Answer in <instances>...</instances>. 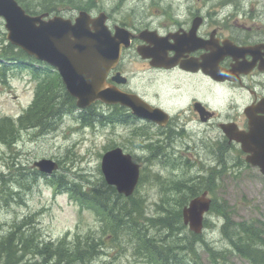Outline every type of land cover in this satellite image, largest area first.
<instances>
[{
  "label": "rangeland",
  "instance_id": "rangeland-1",
  "mask_svg": "<svg viewBox=\"0 0 264 264\" xmlns=\"http://www.w3.org/2000/svg\"><path fill=\"white\" fill-rule=\"evenodd\" d=\"M24 1L30 4L35 14L45 11V3L49 2L47 6L52 8L51 14L72 18L83 9L77 6L88 0H72L70 4L64 1L57 5L55 0ZM99 8L108 14V25L112 26L115 21L114 0H99L96 7L88 11L96 15ZM243 8L254 14H264L262 4H245ZM8 43L4 20L0 18V53L8 49ZM18 50L12 46L7 54L21 58ZM7 64L9 67L5 71L0 70V119L4 117L13 121L11 138L14 141L10 145L0 141V236L7 234L13 223L27 217L33 221L35 226L32 228L37 230L38 237L44 242L57 241L65 235L67 242H72L76 235L104 237L98 254L90 264H152L144 257L145 249H139L142 245L138 244L133 231L117 230L114 241L105 237L108 231H111L109 235L112 234L113 228L108 225L111 223L71 196L67 185L77 184L83 190L92 187L105 190L120 207L124 204L129 206L134 200L143 212L141 224H146L144 218L160 214L162 208H178L183 200L182 209L192 198L187 196L185 187L194 186L198 193L207 190L211 201L225 205L232 224H254L261 229L264 237V176L257 167L245 161V155L238 147L224 149L220 143H204L196 135L191 141L186 138L165 146L157 130L150 125L104 118L96 120L93 111L100 112L97 107L80 113L64 97L62 90L58 98L59 109L62 110L60 117L53 119L47 127L17 129L18 116L27 110L35 93L37 79L30 69L46 70L48 65L31 58L21 63L16 59ZM2 66L3 61L0 60V68ZM47 72L54 75L50 69ZM40 76L47 77L42 71ZM101 109L117 116V107L103 106ZM89 120L91 123H87ZM154 141L159 144L158 151L149 150V146H153L149 143ZM191 142L196 145L187 148L186 144ZM114 146H120L131 154L134 162L140 165L139 182L129 198L116 196V191V195L108 191L109 185L100 169L102 154ZM41 159L56 161L58 170L48 175L39 171L33 163ZM210 174H216L215 186L211 190L204 188ZM177 185L182 186L181 190L174 189ZM223 223L222 217L209 211L200 237L193 241V232L182 222V218L176 233L169 234L160 227H145L143 234L149 243L162 241L171 247L185 241L188 247L180 251L178 264H250L225 237L221 229ZM142 243L145 244L144 237ZM191 243H194L193 248L189 246Z\"/></svg>",
  "mask_w": 264,
  "mask_h": 264
},
{
  "label": "flooded vegetation",
  "instance_id": "flooded-vegetation-1",
  "mask_svg": "<svg viewBox=\"0 0 264 264\" xmlns=\"http://www.w3.org/2000/svg\"><path fill=\"white\" fill-rule=\"evenodd\" d=\"M245 4L264 0H114V24L131 39L107 73V85L155 112L148 120L117 103L121 123L154 127L165 146L196 135L240 148L224 128L246 131L249 115H264V103L257 111L264 100V14L246 11ZM103 106L96 101L89 109L107 113Z\"/></svg>",
  "mask_w": 264,
  "mask_h": 264
},
{
  "label": "water",
  "instance_id": "water-1",
  "mask_svg": "<svg viewBox=\"0 0 264 264\" xmlns=\"http://www.w3.org/2000/svg\"><path fill=\"white\" fill-rule=\"evenodd\" d=\"M47 16L48 13H26L16 0H0V17L4 19L8 42L27 55L55 67L67 92L75 97L77 107L85 108L101 100L107 104L128 105L138 116L154 118L150 111L135 102L134 97L119 93L105 83L107 72L115 65L121 46L129 45L128 31L117 32V26H114L112 33L104 12L91 17L82 10L74 22L58 15ZM113 79L117 81V74ZM263 103L258 110L263 109ZM225 132L230 139L241 143L242 150L247 153L246 161L258 166L264 175V116H250L247 132ZM33 165L45 173H51L58 167L51 159H41ZM100 167L107 184L115 186L119 193L126 196L133 192L139 167L132 162L129 154L123 153L119 147L110 149L102 155ZM210 202L206 192H203L183 207V223L193 232L202 231L204 214Z\"/></svg>",
  "mask_w": 264,
  "mask_h": 264
},
{
  "label": "trees",
  "instance_id": "trees-1",
  "mask_svg": "<svg viewBox=\"0 0 264 264\" xmlns=\"http://www.w3.org/2000/svg\"><path fill=\"white\" fill-rule=\"evenodd\" d=\"M19 1L20 3L22 2V6L28 12H35L30 9V4L25 1L23 2V0ZM64 1L69 4L72 2V0H55V4L64 3ZM47 5H49V2L48 4L45 3V11L51 12L52 8ZM96 5L95 0H88L82 6L78 5L77 7L89 10ZM7 47L8 49H3L4 51L0 53V57L5 61L15 59H22L24 61V59L29 58L20 49L18 53L22 55L21 58L10 57L7 52L12 49V45L8 43ZM6 69V65H3V68H1L2 71ZM47 69L49 70L50 68L48 66H46V70L32 68V75L37 79L35 93L27 110L18 117L17 129L47 127L54 118L60 117L62 110L59 109L60 102H58V98L61 95H59V91L61 90L68 102H72V106L75 107L74 99L65 91L58 74L54 73V75H51L47 72ZM40 71L45 73L47 77H41ZM12 122L10 118L3 117L0 119V141L9 145L14 141L11 138L14 133L12 128L14 123ZM215 175L210 174L206 178L204 188L211 190L215 186ZM181 187V185H177L174 189L179 191ZM185 188L187 196L192 197L198 194V190L194 186H186ZM67 189L76 201H79L81 204L85 203L89 208L94 210L96 215L107 219L111 223L108 225L113 228L112 234L109 235L111 231H108V235L106 234L105 237H111L112 241H114L117 236V230H131L134 232L138 244L143 246H140L139 249H145L143 253L144 257L152 264L180 263V251L186 250L185 248L188 247L185 241L182 244L178 243L176 247L166 245V242L162 241L154 240L152 241L153 243H149L143 231L145 227H160L168 233L170 232L169 234L178 232L180 226L178 224L181 220L180 206L181 203H185L183 200L180 202L178 208L174 210L162 208L163 210L160 214L156 217L144 218L146 224H141L143 212L139 204L134 203V200H132L129 206L124 204L120 207L116 204L115 200H111V197L103 189L92 187L88 190H83L77 184H73L72 186L67 185ZM107 189L115 194L114 187L108 186ZM224 206L213 201L210 211L217 213L218 216L224 219L221 229L233 249L240 256L247 259L250 264H264V237L262 236L261 229L254 224L251 225L246 222L232 224L230 220L231 215L227 213L226 206ZM34 226L33 221L25 218L13 223L8 234L1 236L2 238L0 237L1 258L3 259L0 264H90L91 259L98 254L100 245L104 241V237L97 238L93 234H90L87 236L76 235L72 242H67V235L57 241L44 242L38 237L37 230L32 228ZM233 226H235L234 229ZM191 234L193 239L200 237V234ZM143 237L145 238V244L142 243ZM189 246L193 248L194 243H191Z\"/></svg>",
  "mask_w": 264,
  "mask_h": 264
},
{
  "label": "bare ground",
  "instance_id": "bare-ground-1",
  "mask_svg": "<svg viewBox=\"0 0 264 264\" xmlns=\"http://www.w3.org/2000/svg\"><path fill=\"white\" fill-rule=\"evenodd\" d=\"M30 70H32V69H30ZM55 112V111H54ZM56 117V116H55ZM54 119H56V118H54ZM51 124V123H50ZM50 127V126H49ZM171 132V131H170ZM166 135V134H165ZM172 136V135H171ZM170 139V138H169ZM171 142V141H170ZM159 143H161V142H159ZM164 146V145H163ZM145 211V210H144ZM27 218V217H26ZM16 228V227H15ZM181 230V229H180ZM165 233V232H164ZM170 233V232H169ZM182 234V233H181ZM6 235V234H5ZM203 237V236H202ZM2 238V237H1ZM194 239H192V241H193ZM92 260V259H91Z\"/></svg>",
  "mask_w": 264,
  "mask_h": 264
}]
</instances>
